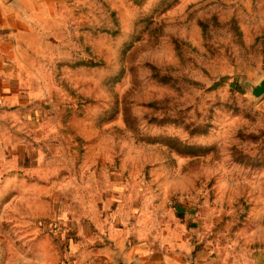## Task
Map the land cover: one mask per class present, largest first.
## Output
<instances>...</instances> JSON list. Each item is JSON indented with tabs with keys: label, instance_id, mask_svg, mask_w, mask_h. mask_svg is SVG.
Instances as JSON below:
<instances>
[{
	"label": "rangeland",
	"instance_id": "rangeland-1",
	"mask_svg": "<svg viewBox=\"0 0 264 264\" xmlns=\"http://www.w3.org/2000/svg\"><path fill=\"white\" fill-rule=\"evenodd\" d=\"M22 2L0 264H92L78 235L107 228L106 242L134 221L155 242L188 225L210 257L264 264V99L240 85L264 71V0Z\"/></svg>",
	"mask_w": 264,
	"mask_h": 264
},
{
	"label": "crops",
	"instance_id": "crops-1",
	"mask_svg": "<svg viewBox=\"0 0 264 264\" xmlns=\"http://www.w3.org/2000/svg\"><path fill=\"white\" fill-rule=\"evenodd\" d=\"M26 1H36L37 4L39 0ZM29 5L22 0H0V107L2 108L0 114L6 110L7 102L14 94L13 81L16 66H21L23 61L20 48L26 49L28 46L23 37L29 31L30 22L26 15ZM181 218L186 219L184 208L177 212L173 220L174 224H179L183 229V222L179 220ZM116 226L121 227V224ZM122 226L124 228L119 231H126V236L112 235L106 242L107 228L100 235L90 233L78 235L79 240H90L84 249L88 248L85 250H88V258L92 260V264H114V251L109 243L124 250V258H138V264H227L220 259L210 257L205 247L192 239L190 234L192 230L188 225L184 229L185 235L181 234V237L176 240L166 236L161 243L155 242L156 232L159 229L152 231L142 228L136 221L130 223V227L124 224ZM109 231L112 232L113 229L110 228ZM89 263L85 260V264Z\"/></svg>",
	"mask_w": 264,
	"mask_h": 264
},
{
	"label": "water",
	"instance_id": "water-1",
	"mask_svg": "<svg viewBox=\"0 0 264 264\" xmlns=\"http://www.w3.org/2000/svg\"><path fill=\"white\" fill-rule=\"evenodd\" d=\"M240 85L243 89L247 91L249 96L253 99L254 102H259L264 99V71L261 73V76L250 80L246 77H243L240 81ZM2 108L0 107V110ZM5 123L3 119L0 118V124ZM112 247L113 254V263L114 264H138V258L126 259L124 258V250L118 248L113 243H109Z\"/></svg>",
	"mask_w": 264,
	"mask_h": 264
},
{
	"label": "trees",
	"instance_id": "trees-1",
	"mask_svg": "<svg viewBox=\"0 0 264 264\" xmlns=\"http://www.w3.org/2000/svg\"><path fill=\"white\" fill-rule=\"evenodd\" d=\"M67 114H68V112L65 113L64 116H66ZM66 129L72 134L71 137H72V141H73V143H74V146H75V149H76V152H77V156L80 157V155H81V153H82V152L80 151V148L82 147V142H83V140H82L79 136H77V135H75L74 133H72L67 127H66ZM178 146H179V148H180V149H178V150H179L181 153L190 152V149H189L188 145H178ZM184 209H185V208H184ZM191 213L193 214V210H191ZM73 226H74V230H73V232L76 234V233H77L76 224H74Z\"/></svg>",
	"mask_w": 264,
	"mask_h": 264
}]
</instances>
